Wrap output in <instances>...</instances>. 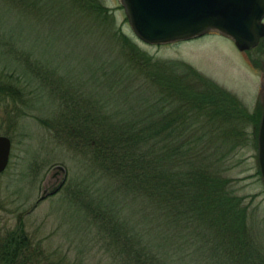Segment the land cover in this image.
Masks as SVG:
<instances>
[{
	"label": "rangeland",
	"instance_id": "374dc122",
	"mask_svg": "<svg viewBox=\"0 0 264 264\" xmlns=\"http://www.w3.org/2000/svg\"><path fill=\"white\" fill-rule=\"evenodd\" d=\"M10 1L0 0V81L14 83L19 99H0V136L12 141L10 164L0 175V238L11 234L22 239V245L29 246L30 264L37 260L61 263L63 258L73 264H123L86 214L87 204L98 212L114 208L115 203H121L117 205L121 210L123 204L111 197L105 183L90 176L95 168L92 149L76 146L63 129V119L72 113H63L67 105L82 97L76 104L80 109L76 116L91 117L94 125H87L96 135L110 125L114 129L113 124L120 121L140 122L139 104L156 97V89L147 78L153 69L141 72L129 65L112 38L104 42L96 30H89V20L63 19L39 10L21 13L17 10L21 0ZM37 1L39 8L59 7L57 0ZM99 1L112 11L124 35L153 63L166 67V75L173 77V69L168 68L174 67L176 76L180 73L185 77L189 71L184 67L189 66L238 99L250 116L262 111L264 66L255 69L248 60L260 59L261 48L243 56L231 40L217 32L188 41L146 45L132 31L120 0ZM11 49L19 55L24 50L32 54L31 60L37 62L33 73L19 66L9 54ZM191 77L180 83L200 87ZM203 123V118L194 122ZM79 126L85 131L83 124ZM236 129L245 140L233 153L229 152L230 144L218 145L223 140L208 139L204 146L211 150L218 145L224 154L222 165L229 168L224 175L232 179L233 192L244 198L249 229L264 253V182L258 135L249 119ZM15 254L12 264H22L24 252ZM196 259L189 264H205Z\"/></svg>",
	"mask_w": 264,
	"mask_h": 264
},
{
	"label": "trees",
	"instance_id": "16d2710c",
	"mask_svg": "<svg viewBox=\"0 0 264 264\" xmlns=\"http://www.w3.org/2000/svg\"><path fill=\"white\" fill-rule=\"evenodd\" d=\"M57 1L59 7L39 8L37 0H21L17 10L89 20V30H96L104 42L112 38L129 65L141 72L153 69L150 77H145L156 89V97L139 104L140 122L120 121L113 124L114 129L110 125L96 135L87 125H94L91 117L76 116L80 113L76 104L82 97L67 105L63 113H72L63 119V129L76 146L92 149L95 168L90 176L105 183L111 197L123 204L121 210L117 208L121 203H115L114 208L103 212L85 205L86 214L104 234L107 248L123 264H189L194 258L205 264H264L262 248L248 226V206L233 192L232 179L224 175L229 168L222 165L224 154L218 146L230 144V153L241 147L245 138L236 128L246 119L254 124L257 136L262 111L250 116L238 99L189 66L184 67L189 71L185 77L180 73L176 76L174 67L168 68L173 69V77L166 75V67L153 63L117 28L112 11L101 1ZM27 52L19 55L11 49L9 54L20 67L33 73L37 62ZM1 53L9 56L8 52ZM189 76L201 86L180 83ZM12 85L0 81V99L17 100L19 91ZM202 118V125L194 124ZM79 124L86 127L85 131ZM208 139L223 143L210 150L204 146ZM0 239V264H12L11 256L18 250L19 254L24 252L22 264L31 263L29 246L24 247L22 239L11 234ZM35 264H48V260ZM49 264L73 263L63 258L61 263Z\"/></svg>",
	"mask_w": 264,
	"mask_h": 264
},
{
	"label": "water",
	"instance_id": "95a60500",
	"mask_svg": "<svg viewBox=\"0 0 264 264\" xmlns=\"http://www.w3.org/2000/svg\"><path fill=\"white\" fill-rule=\"evenodd\" d=\"M135 36L148 45L188 41L217 31L240 52L264 38V0H120ZM12 141L0 136V175L10 163ZM264 182V107L258 132Z\"/></svg>",
	"mask_w": 264,
	"mask_h": 264
},
{
	"label": "flooded vegetation",
	"instance_id": "af4514ba",
	"mask_svg": "<svg viewBox=\"0 0 264 264\" xmlns=\"http://www.w3.org/2000/svg\"><path fill=\"white\" fill-rule=\"evenodd\" d=\"M208 35H210V34H208ZM207 36V35H206ZM226 39H228V38H226ZM230 40V39H229ZM232 41V40H231ZM258 48H261V51H260V54H259V56H260V59L258 60H252V59H248L249 60V62L252 64V66H253V68H255V69H257V67L259 66V64H261V65H263L264 66V39H262L261 41H260V44H259V46L256 48V49H258ZM256 49H254V50H256ZM254 50H252V51H254ZM250 52L251 51H249V52H243L242 53V55L244 54V55H247V56H250ZM243 55V56H244ZM260 61V62H259ZM259 63V64H258ZM257 66V67H256Z\"/></svg>",
	"mask_w": 264,
	"mask_h": 264
}]
</instances>
